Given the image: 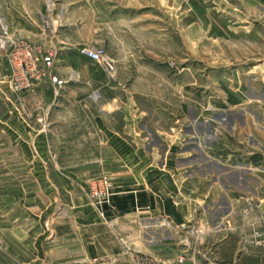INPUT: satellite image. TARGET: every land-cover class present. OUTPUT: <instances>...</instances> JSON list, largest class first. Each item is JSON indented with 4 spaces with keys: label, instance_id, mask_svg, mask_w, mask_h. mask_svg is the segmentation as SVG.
Segmentation results:
<instances>
[{
    "label": "crops",
    "instance_id": "0c3cea01",
    "mask_svg": "<svg viewBox=\"0 0 264 264\" xmlns=\"http://www.w3.org/2000/svg\"><path fill=\"white\" fill-rule=\"evenodd\" d=\"M35 7L33 0H0V36L42 37ZM82 45L61 35L55 48L77 75ZM6 55L0 50V168L10 167L6 177L0 169V264H135L137 254L166 264L179 257L183 264H264V110L244 107V94L199 113L187 103L182 120L190 123L182 131L178 107L167 106L174 96L157 98L163 110L148 111L135 80L99 85L58 76L62 87L45 80L14 96L3 85ZM83 85L108 88L97 110L62 106L81 102L78 95L38 94ZM52 103L53 110L35 108ZM152 117L161 121L148 132ZM151 135L156 144L148 143ZM192 139L201 159L185 147ZM84 150L99 152L98 160L67 154ZM101 173L113 185L111 223L87 198L90 179Z\"/></svg>",
    "mask_w": 264,
    "mask_h": 264
},
{
    "label": "rangeland",
    "instance_id": "374dc122",
    "mask_svg": "<svg viewBox=\"0 0 264 264\" xmlns=\"http://www.w3.org/2000/svg\"><path fill=\"white\" fill-rule=\"evenodd\" d=\"M33 1L36 6L33 16L43 35L20 39L43 52L52 53L54 63L49 70L51 76L71 80L91 78L99 85L108 82L109 78L99 66L82 53V49L100 47L115 61V79L135 80L134 91L143 92L149 97L144 104L148 111L163 110L164 105L157 98L174 96L172 105L167 106L178 107L182 131L190 123V120H182L187 103L192 104L199 113L209 108H220V104L233 95L244 94V107L264 110V6L260 0ZM69 2L70 5H65ZM61 35L69 39L78 38L83 44L77 49L78 75L68 69L65 56L55 49L59 47ZM7 67L3 85L14 96H22L48 80L45 78L32 89L13 93L9 86L8 62ZM107 89L67 86L44 89L38 94L48 96L50 100L64 95H78L81 102H66L62 106L69 110L90 111L98 109L100 97L109 94ZM245 95L258 96L260 100L254 102L257 99ZM26 105L20 101L19 110L26 111ZM55 106L54 103L44 107L41 104L39 108L36 104L35 108L53 110ZM199 120L203 119L199 117ZM158 121L161 119L148 118L147 131ZM230 121L228 118L226 123ZM201 126L198 122L194 124L198 129ZM148 143L156 144V138L151 135ZM198 143L192 139L186 142L185 147L190 149L194 158L201 159ZM6 153L3 152V159L8 157ZM67 154H71L73 161L90 163L98 160L99 152L84 150ZM0 169L6 177L10 167L3 165ZM98 181L102 186L108 183L113 196V185L105 174L92 177L88 183L87 198L95 210L93 187ZM112 196L109 204L103 207L105 219L96 210L107 223L110 220L106 208L111 205ZM260 222H264L261 215ZM260 236L254 238L260 242Z\"/></svg>",
    "mask_w": 264,
    "mask_h": 264
},
{
    "label": "built area",
    "instance_id": "2783aa9c",
    "mask_svg": "<svg viewBox=\"0 0 264 264\" xmlns=\"http://www.w3.org/2000/svg\"><path fill=\"white\" fill-rule=\"evenodd\" d=\"M0 50L7 52V62L9 66V86L13 93L32 89L45 78L51 84L62 87L64 81L56 76H51L49 70L53 66V55L49 51L43 52L28 41L17 37H7L5 32L0 36ZM82 53L91 61L96 63L110 80H115L117 68L115 61L105 52L103 48H86ZM94 185L93 197L94 206L102 219L106 218L103 207L109 204L112 196L109 184L102 186L101 182ZM101 183L100 187L99 184ZM111 223V222H110ZM135 264H166L157 259L138 254L134 257ZM183 257H179L171 264H183Z\"/></svg>",
    "mask_w": 264,
    "mask_h": 264
}]
</instances>
